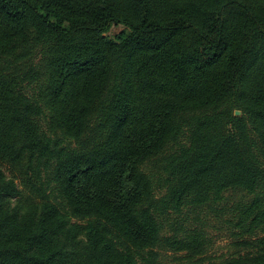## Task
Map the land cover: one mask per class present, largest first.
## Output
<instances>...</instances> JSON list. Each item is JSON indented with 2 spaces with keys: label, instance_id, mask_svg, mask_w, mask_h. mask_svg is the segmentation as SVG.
<instances>
[{
  "label": "trees",
  "instance_id": "1",
  "mask_svg": "<svg viewBox=\"0 0 264 264\" xmlns=\"http://www.w3.org/2000/svg\"><path fill=\"white\" fill-rule=\"evenodd\" d=\"M0 60V264L195 258L232 189L255 239L201 264H264V0H0Z\"/></svg>",
  "mask_w": 264,
  "mask_h": 264
},
{
  "label": "rangeland",
  "instance_id": "2",
  "mask_svg": "<svg viewBox=\"0 0 264 264\" xmlns=\"http://www.w3.org/2000/svg\"><path fill=\"white\" fill-rule=\"evenodd\" d=\"M123 29L120 24H115L111 27L108 34L115 36ZM44 58V52L41 51L37 54L36 63L39 67L42 66ZM10 66L8 61L0 60V71L5 70V67ZM30 90V89H29ZM44 125L46 122L44 121ZM61 131H56V134ZM65 144H72L78 146L81 141L72 138L65 137ZM161 154L149 158L143 167L146 170H152L156 168L158 159ZM9 175H17V170L13 169L9 165L6 168ZM54 172V170H52ZM23 195H28L29 191L26 186H21ZM56 196V193L53 195ZM248 196L239 190H228L224 194V198L218 201L216 204L206 203L202 206L184 207L182 216L180 217L179 224L185 229H201L207 236V249L201 255L195 258H187L185 251H174L164 249L162 247L155 248L157 256L155 257L154 263L145 261L144 264H201L211 260L222 261L227 255L234 252H246L249 251L251 246L244 245L243 240L249 242L253 241L255 237L253 235H240L238 228L236 227L237 214L234 213V204H238L241 201H246ZM75 220V218H73ZM178 225H174L177 227ZM170 228L168 227L167 230Z\"/></svg>",
  "mask_w": 264,
  "mask_h": 264
},
{
  "label": "water",
  "instance_id": "3",
  "mask_svg": "<svg viewBox=\"0 0 264 264\" xmlns=\"http://www.w3.org/2000/svg\"><path fill=\"white\" fill-rule=\"evenodd\" d=\"M241 112L239 110L236 111V114H240Z\"/></svg>",
  "mask_w": 264,
  "mask_h": 264
}]
</instances>
